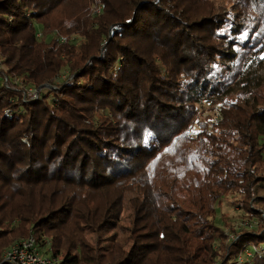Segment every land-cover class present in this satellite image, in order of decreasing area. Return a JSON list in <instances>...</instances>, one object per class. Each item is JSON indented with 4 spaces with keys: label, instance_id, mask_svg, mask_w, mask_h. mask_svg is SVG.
<instances>
[{
    "label": "trees",
    "instance_id": "16d2710c",
    "mask_svg": "<svg viewBox=\"0 0 264 264\" xmlns=\"http://www.w3.org/2000/svg\"><path fill=\"white\" fill-rule=\"evenodd\" d=\"M0 58V263L32 234L63 264H264V0H0ZM228 197L256 232L216 225Z\"/></svg>",
    "mask_w": 264,
    "mask_h": 264
},
{
    "label": "rangeland",
    "instance_id": "374dc122",
    "mask_svg": "<svg viewBox=\"0 0 264 264\" xmlns=\"http://www.w3.org/2000/svg\"><path fill=\"white\" fill-rule=\"evenodd\" d=\"M216 5L219 4L220 0H212ZM223 1V0H221ZM222 3V2H221ZM94 9V8H93ZM94 13V12H93ZM95 13L97 15H99L101 13V9H97L95 11ZM37 29H38V38H42V30L43 28L41 26L37 25ZM249 35L244 34L242 36V39L248 40ZM56 39H60L62 42H65V39L60 38L57 36V33L53 34L52 36H49L46 41L48 43L52 42L53 40ZM82 42V39L80 37H73L72 38V43L75 45H79ZM5 66L2 65V60L0 58V69H4ZM69 77V70L68 68L63 69L60 77L57 79V81L55 82L56 86L62 85ZM16 83H21L20 81H16ZM2 84V79L0 78V85ZM42 92L44 94L47 93V89L42 90ZM39 94V91H36L34 88H29L28 89V94H27V98H29L31 101L33 100V97L35 94ZM52 100V98H50V101ZM198 111L201 115L202 119H206V118H213L214 120L217 121V112L211 107L210 103L208 102H203L202 104H200L198 106ZM109 113L108 111H101L99 113L100 117H105L107 116ZM196 133H198V129L195 130L194 135H196ZM120 189H123L124 191L133 193L139 197H144L145 195H149L150 193V184H149V180L147 178L146 175H141L135 179H132L130 181H126L123 182L121 184H119ZM259 200L257 202L258 204V208L260 209V214L264 215V189L260 188L259 191ZM133 220H134V213L131 209H128L127 213L124 215L123 217V223L126 227H128V229H130L132 227L133 224ZM260 220H259V216L256 217V219H252L250 220L247 215L244 213L243 209L240 208V206L237 204L236 199L233 197H228L222 200L221 204L219 206H217V214H216V218H215V223L218 227H220L221 229H223L226 233H229V230L226 229L225 223H229L232 226H234L235 229L241 230V229H246L248 231L251 232H256L257 231V226L259 224ZM20 222H16V224H14V226H19ZM249 225H246V224ZM32 233V232H31ZM32 234H30L31 236ZM116 236V232H108L105 234V238L107 239V245H106V249L103 252L104 257H105V261L109 262L113 260V254H112V244L113 241L115 239ZM232 237V234L230 235ZM28 237V236H27ZM27 237H21V238H17L14 241H12L9 245H6L2 251V259H1V263L3 261L4 255L6 253V251L10 248V246L23 238H27ZM96 235H94L91 231L89 233V239L91 241H95L96 242ZM46 244H48V242L50 244H52L50 239H45L44 240ZM52 246V245H51ZM248 256L250 257V254H247L245 257L248 258ZM245 257H242V259L240 260V263L244 262ZM61 261H63L61 258H59ZM0 263V264H1ZM231 263V262H230Z\"/></svg>",
    "mask_w": 264,
    "mask_h": 264
},
{
    "label": "built area",
    "instance_id": "2783aa9c",
    "mask_svg": "<svg viewBox=\"0 0 264 264\" xmlns=\"http://www.w3.org/2000/svg\"><path fill=\"white\" fill-rule=\"evenodd\" d=\"M38 98L36 93L33 100ZM52 244L40 243L31 235L14 242L6 251L1 264H63L52 252Z\"/></svg>",
    "mask_w": 264,
    "mask_h": 264
}]
</instances>
